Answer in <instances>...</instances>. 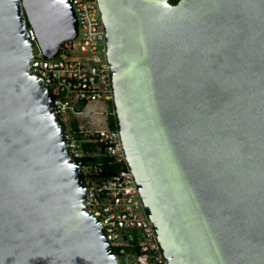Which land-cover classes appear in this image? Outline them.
Instances as JSON below:
<instances>
[{"label":"water","instance_id":"obj_1","mask_svg":"<svg viewBox=\"0 0 264 264\" xmlns=\"http://www.w3.org/2000/svg\"><path fill=\"white\" fill-rule=\"evenodd\" d=\"M127 160L168 264H264V0H98ZM44 54L69 0H0V264H119L84 207Z\"/></svg>","mask_w":264,"mask_h":264},{"label":"built area","instance_id":"obj_2","mask_svg":"<svg viewBox=\"0 0 264 264\" xmlns=\"http://www.w3.org/2000/svg\"><path fill=\"white\" fill-rule=\"evenodd\" d=\"M69 2L76 13L77 34L60 45L55 57L45 56L35 30L27 26L33 41L29 71L47 85L55 110L66 123V145L84 174V207L102 223L107 239L117 249L118 263L168 264L123 146L114 104L112 65L107 57V30L98 0ZM105 102L113 106L98 127L78 125L73 129L72 116L63 117L67 112L83 114L88 105ZM80 104H84L83 109L77 110ZM110 116L114 125L110 124ZM93 143L98 144V152L90 149ZM95 156L117 169L102 178L98 175L102 168L91 161Z\"/></svg>","mask_w":264,"mask_h":264},{"label":"rangeland","instance_id":"obj_3","mask_svg":"<svg viewBox=\"0 0 264 264\" xmlns=\"http://www.w3.org/2000/svg\"><path fill=\"white\" fill-rule=\"evenodd\" d=\"M113 103L105 102V103H97L88 105L85 109L83 114L74 115L70 112L64 113V116H72V126L78 123V125H84L86 127L94 128L98 127V124H101V120L108 118L109 113L112 109ZM65 126L66 123L64 122ZM129 250V248H127ZM121 262L125 263L123 257H121Z\"/></svg>","mask_w":264,"mask_h":264},{"label":"trees","instance_id":"obj_4","mask_svg":"<svg viewBox=\"0 0 264 264\" xmlns=\"http://www.w3.org/2000/svg\"><path fill=\"white\" fill-rule=\"evenodd\" d=\"M178 0H170L171 3L175 4L177 3ZM84 104H80L77 106V110H82L83 109ZM72 126V122L70 123ZM110 124L114 125V120L113 117L110 116ZM65 126V124H64ZM66 127V126H65ZM73 129H77L78 128V123L76 122L75 125L72 126ZM98 144L97 143H93L90 146V149L95 150L96 152H98ZM98 156H95L91 161L92 163H95L98 167L102 168L101 172H99V176H101L102 178H106L110 173L114 172L117 167L115 165H111L107 162V160H102L99 161L98 160ZM115 251L117 252V249L115 248Z\"/></svg>","mask_w":264,"mask_h":264}]
</instances>
